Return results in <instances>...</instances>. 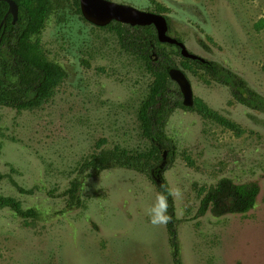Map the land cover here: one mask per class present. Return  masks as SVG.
<instances>
[{
    "label": "rangeland",
    "instance_id": "rangeland-1",
    "mask_svg": "<svg viewBox=\"0 0 264 264\" xmlns=\"http://www.w3.org/2000/svg\"><path fill=\"white\" fill-rule=\"evenodd\" d=\"M113 1L150 12L165 7L162 14L191 52L230 68L264 95V0ZM50 2L33 39L66 76L38 108L0 107V195L33 212L22 217L0 207V264H173L166 225H152L147 215L158 193L150 179L117 163L81 169L100 148L149 150L138 112L153 78L114 31L86 21L73 0ZM179 68L194 100L242 130L193 110L175 109L168 118L163 176L183 192L173 197L182 264H264V114L236 102L195 66ZM223 178L255 182L254 206L200 214L205 191ZM74 180L81 204L68 208Z\"/></svg>",
    "mask_w": 264,
    "mask_h": 264
},
{
    "label": "trees",
    "instance_id": "trees-1",
    "mask_svg": "<svg viewBox=\"0 0 264 264\" xmlns=\"http://www.w3.org/2000/svg\"><path fill=\"white\" fill-rule=\"evenodd\" d=\"M19 8L18 19L12 22L8 15L0 29V107L6 106L18 110L34 109L42 106L54 94L56 87L65 78L66 72L49 60L40 43L33 38L38 35L45 24L51 8L50 0H14ZM78 13L81 14L79 0H73ZM8 3L0 0V23L8 10ZM166 8L158 5L155 10L163 13ZM168 23V34L182 41L177 31L173 29L172 20L165 16ZM104 28L114 31L123 50L141 58L147 71L152 76L147 98L141 103L138 112L141 134L150 142V148L145 152H130L118 146L100 148L90 154L81 165V169L92 168L102 170L112 164L135 170L145 174L154 184L157 192L169 189L163 176L164 158L162 146H169L166 134V124L175 109L193 110L203 118L231 130L236 134L242 133L240 126L217 111L211 109L201 100H194L191 107L182 103L179 87L168 74L172 66L190 69L195 66L208 78L229 88L234 100L247 108L264 114V95L251 88L246 80L230 68L217 61L203 58L189 59L181 55L180 47L176 44L161 43L153 25L131 26L112 21ZM175 58L180 60L176 63ZM104 143V140H100ZM98 144L99 146L101 145ZM173 160V150L168 151ZM1 178V176H0ZM20 192L24 190L18 188ZM80 182L71 181L66 191L67 206H80ZM258 194L255 182L235 184L232 180L223 178L215 186L205 191L201 200L200 214L211 211L215 215L226 213H245L252 209ZM225 202L224 210L219 204ZM0 207H10L20 216L29 217L32 211H22L20 204L13 198L0 195ZM168 214L171 221L166 225L168 241L171 247L173 264H182L180 245L177 232V217L172 196H169Z\"/></svg>",
    "mask_w": 264,
    "mask_h": 264
},
{
    "label": "water",
    "instance_id": "water-1",
    "mask_svg": "<svg viewBox=\"0 0 264 264\" xmlns=\"http://www.w3.org/2000/svg\"><path fill=\"white\" fill-rule=\"evenodd\" d=\"M9 7L7 13L0 23L3 26L6 17L10 14L15 23L18 19L19 8L14 0H4ZM79 7L83 18L98 27H105L112 21H117L131 26L153 25L157 32V38L161 43L176 44L180 47L181 55L189 59H202L201 56L191 52L183 42L168 34V23L165 15L138 9L129 4L118 3L113 0H79ZM170 79L177 84L182 95V103L185 107L194 104L191 83L185 72L176 66L168 70ZM166 151L163 150V158Z\"/></svg>",
    "mask_w": 264,
    "mask_h": 264
},
{
    "label": "clouds",
    "instance_id": "clouds-1",
    "mask_svg": "<svg viewBox=\"0 0 264 264\" xmlns=\"http://www.w3.org/2000/svg\"><path fill=\"white\" fill-rule=\"evenodd\" d=\"M169 196L181 199L183 192L179 187H175L156 194L154 203L147 209V215L152 225L164 226L171 221V216L168 214Z\"/></svg>",
    "mask_w": 264,
    "mask_h": 264
}]
</instances>
